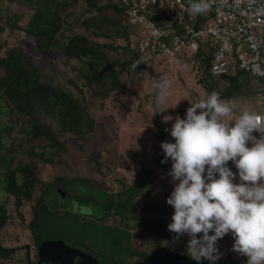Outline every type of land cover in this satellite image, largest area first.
Listing matches in <instances>:
<instances>
[{
  "label": "trees",
  "instance_id": "trees-1",
  "mask_svg": "<svg viewBox=\"0 0 264 264\" xmlns=\"http://www.w3.org/2000/svg\"><path fill=\"white\" fill-rule=\"evenodd\" d=\"M74 4L82 6L80 18L71 12ZM124 10L121 0H0V35L19 33L29 41L34 53L56 56L61 64L74 71V78L78 80L76 84L68 77L62 83V73L50 58L31 57L18 46H8L4 37L0 38V231L8 223L5 202L9 197L19 218L21 204L32 201L33 216L27 228L34 244L39 243L42 233L35 213L37 206L45 203L57 188L75 180L65 179L58 167L66 166L62 157L66 153L62 136L82 138L85 135L84 140H88L95 125L91 112L80 105L78 97L85 101L81 87L89 88V102H85L92 106L93 99L102 101L131 91L125 80L120 79L121 73L136 76L134 81L137 82L140 72L149 69L148 62H163L145 60L136 52L131 38L134 30L124 23ZM116 39H122L123 43L115 42ZM119 52L123 55L119 56ZM212 52L213 48L204 43L195 53L179 58L195 71L196 81L207 94L215 90L220 92L221 99L228 100L246 91L254 104L249 109L264 114V106L258 104L255 97L259 80L238 70L228 75H212L209 71ZM188 107H179L181 118ZM151 120L158 125L155 114ZM156 133L159 149L154 164L165 172L172 161L161 163L164 153L160 144L169 139L160 128ZM88 161L98 164L97 159L90 156ZM41 165L56 169L49 182L39 179ZM98 170L97 166L95 171ZM153 178L151 168L142 164L134 166L130 183L110 192L102 207L124 221V225L132 220L142 231L153 234L154 249H167L166 245L175 236L167 229L173 213L168 224H163L148 220L136 209L142 199L149 197ZM186 248L179 245L171 250L190 257ZM14 250L0 242V258H6ZM152 250L134 254L141 258ZM0 264L4 263L0 261ZM214 264L229 262L218 259Z\"/></svg>",
  "mask_w": 264,
  "mask_h": 264
},
{
  "label": "rangeland",
  "instance_id": "rangeland-1",
  "mask_svg": "<svg viewBox=\"0 0 264 264\" xmlns=\"http://www.w3.org/2000/svg\"><path fill=\"white\" fill-rule=\"evenodd\" d=\"M81 9V5L74 4L71 12L80 18ZM1 37L6 39L8 46H18L31 57L37 56L40 58L47 56L50 58L52 64L58 68L59 73H62V83H64L66 78L70 77L71 80H74L78 84V80L74 78V71L69 66L61 64L58 58L50 53H34L29 41L19 33L13 35L3 33L0 35ZM115 42L123 43V40L116 39ZM118 55L121 56L123 54L120 53ZM44 62L45 66H47V61L44 60L43 64ZM148 66L149 69L140 72L137 82L134 81L136 76L124 73L120 74V79L125 80V84L131 90L130 92L114 94L102 101L93 99L92 106H89L87 103L89 102L87 98L89 96V88L81 87L83 98L87 102L82 101L81 97H78L80 105L85 110L87 109L91 112L95 125L93 131L88 134L90 137L88 140H84L85 135L82 138L62 136L61 139L66 146V153L62 157L64 156L66 166L61 165L58 169L61 170L60 173L65 176V179L80 180V183L85 181L92 187L112 193L117 191L122 184L127 185L130 183L134 166L142 164L144 167L151 168L154 176L151 185L153 187L151 188L149 197L142 199L136 209L148 220L155 223L168 224L170 215L174 209L166 203V198L171 194L175 182L168 175L172 162L165 172H161L155 167L154 156L159 149L156 130L160 128L169 141L174 142V138L170 136L166 129H170L174 118L179 116V107H188L191 104H195L201 99L206 98L208 94L196 81L198 75L195 74V71L189 64L182 62L180 58L171 60L169 63L160 61L148 62ZM240 77H242L241 74ZM164 79L171 80L172 86L167 104L161 106L167 108L155 114L158 126L153 124L151 120L154 111H156L151 86L155 82ZM69 88L71 91H74L72 87ZM247 94L248 92L246 91L238 92L228 99L234 100L237 103V112L254 107L253 102L250 101L251 97L249 98ZM177 101L178 103H176ZM250 110L257 111L255 109ZM165 116H172L173 120L165 121ZM88 156L97 159L98 164L92 161L87 162ZM97 166L99 170L96 172L95 168ZM228 167L236 174L234 182H239L238 170L235 164L229 161ZM54 172H56V169L41 165L38 169L39 179L42 182H49L52 176H54ZM216 176L218 178V174ZM71 197L73 196H67L65 200H62L55 192L48 197L49 200L47 199L46 203L51 209V205L54 202L58 201L61 205H64V203L67 204L69 202ZM88 200L92 201L91 198ZM100 206L102 207L101 204ZM99 208L97 204L96 208H92L91 212L95 215L104 211V209ZM5 209L8 215V223L0 231V242L7 248L14 247L15 250L6 258H0V261L4 264H36V262L34 263L35 244L27 228L28 221L33 216L32 201L23 202L19 207L21 218L13 210L11 197L6 200ZM105 214L107 221H113L115 218L116 221L119 219L110 212H105ZM127 222L128 224H133L132 227L137 230L133 240L135 248L138 246L141 251L154 249V235L142 231L135 221L128 220ZM209 234L212 233L210 232ZM200 235L202 234H197L198 237ZM188 239L189 237L185 234L179 240L170 241L166 247L171 250V248L179 245L187 246ZM160 242L164 244L163 240ZM233 243L234 238L231 233L218 239L217 247L221 255L225 254L224 256L229 264H247V256L237 254L232 248ZM118 257L117 260L122 262L125 256L120 255Z\"/></svg>",
  "mask_w": 264,
  "mask_h": 264
},
{
  "label": "clouds",
  "instance_id": "clouds-1",
  "mask_svg": "<svg viewBox=\"0 0 264 264\" xmlns=\"http://www.w3.org/2000/svg\"><path fill=\"white\" fill-rule=\"evenodd\" d=\"M209 9L207 0H191L193 16ZM253 71L264 75L258 64ZM171 86L169 79L151 86L153 115L167 108L161 106L167 104ZM237 108L234 100L225 101L214 90L191 104L184 118L176 116L166 129L174 142L160 144L161 163L171 159L168 175L175 182L166 198L174 209L167 229L175 233L174 240L187 234V255L197 262L220 259L217 241L231 233L233 250L247 256V264H264V114ZM229 161L238 170L239 182H234Z\"/></svg>",
  "mask_w": 264,
  "mask_h": 264
},
{
  "label": "built area",
  "instance_id": "built-area-1",
  "mask_svg": "<svg viewBox=\"0 0 264 264\" xmlns=\"http://www.w3.org/2000/svg\"><path fill=\"white\" fill-rule=\"evenodd\" d=\"M133 47L145 60H171L213 48L209 71L228 75L242 71L259 80L257 103L264 106V0H207V13L193 16L191 0H121ZM253 135L259 138L258 132ZM248 146H251L249 143Z\"/></svg>",
  "mask_w": 264,
  "mask_h": 264
},
{
  "label": "water",
  "instance_id": "water-1",
  "mask_svg": "<svg viewBox=\"0 0 264 264\" xmlns=\"http://www.w3.org/2000/svg\"><path fill=\"white\" fill-rule=\"evenodd\" d=\"M74 192L79 196H90L94 199L104 202L107 200L108 193L87 186H81L69 182L65 191L57 188L56 193L60 197H64L65 192ZM36 216L40 232L43 234H51L53 232H63L68 237L87 242L94 250H97L108 256H117L125 253L120 250L115 242V238L122 239L128 243L127 230L119 229L116 226H108L99 222H91L89 219L71 212H62L61 214H53L44 202H40ZM74 251V252H73ZM79 257V261L74 264H98L97 261L91 259L90 256L84 255L79 251H75L65 245L62 241L44 240L37 246V263L46 262L48 264H73L72 258ZM85 256V257H84ZM53 259V261H52ZM133 264H210L207 261H195L191 257L176 253L166 248H157L140 261Z\"/></svg>",
  "mask_w": 264,
  "mask_h": 264
},
{
  "label": "flooded vegetation",
  "instance_id": "flooded-vegetation-1",
  "mask_svg": "<svg viewBox=\"0 0 264 264\" xmlns=\"http://www.w3.org/2000/svg\"><path fill=\"white\" fill-rule=\"evenodd\" d=\"M70 182H72L74 184H77V185H81V186H87V187L95 188V187L90 186V184L86 183L85 181L84 182L82 181V183H80V181H78V180H74V181H70ZM68 183L69 182H67V184ZM66 185L63 188H59V189L65 191ZM95 189L102 190L100 188H95ZM104 191H106V190H104ZM106 192L108 193V197H107V200L104 201V202L98 201V200H96V199H94L93 197H90V196L82 197V196H79L78 194H76L74 192H67L66 191L65 194H64L65 195L64 197H60V195L58 193H56L57 196L60 199H62V200H65L67 196H71L72 195L73 197L70 198V200H69V202L67 204L64 203V205H61L58 201H56V202H54L51 205L52 206L51 209L48 206L47 207L49 208V210L53 214H61L62 212L77 213V214L89 219L91 222L92 221L93 222H99V223H102V224H105V225H108V226H116L119 229L127 230L129 232V234H128V243H125L120 238L119 239L115 238L116 244L118 245L120 250L125 251V253L119 254L117 256L105 255V254H103V253H101V252H99L97 250H94L89 243L84 242V241H79V240L72 239V238L68 237L66 234H64L63 232H53V233L48 234V235L42 233V236H41L42 238L40 239L39 243L44 241V240H49V241L59 240V241H62L69 248H71V249H73L75 251H79V252H81L84 255L90 256L91 259L89 257H88V259L91 260L92 262H94L93 260H95V261H97L98 264H133V263H136V262L140 261L145 255L143 257H141V258H138L137 254H134V252H140L141 253V250L139 249L138 246H137V248H135V245L133 243L134 242L133 240H134V238L136 236L137 230H135L132 227V224L130 223V224L124 225L123 224V223H125L124 221H122L120 219H117V221H116L115 217H113V218H115V220L107 221L106 218H105V215H106L105 212H104L105 209H104L103 212H100V214L97 213V214L94 215V213L91 212V210H93L92 208H96L97 204H98V206L101 209H103V207H101L100 204L102 205V203H106L108 201L109 193H110L109 191H106ZM90 198H91L92 201L88 200ZM86 201H90V202H86ZM75 202H77V203L75 204ZM45 204L47 205L46 202H45ZM36 210H37V208H36ZM35 213H36V211H35ZM37 222H38V218H37ZM39 243L35 244L34 263L36 262V264H48V263L43 262V261L40 262V263H37V259H38V257H37V246L39 245ZM148 253H150V252H148ZM120 255H124L125 256L123 258L122 262L117 260L119 258L118 256H120ZM52 261H53V259H52ZM78 261H79V257L74 256L72 258V263L73 264L78 262Z\"/></svg>",
  "mask_w": 264,
  "mask_h": 264
},
{
  "label": "crops",
  "instance_id": "crops-1",
  "mask_svg": "<svg viewBox=\"0 0 264 264\" xmlns=\"http://www.w3.org/2000/svg\"><path fill=\"white\" fill-rule=\"evenodd\" d=\"M226 254H227V253H226ZM224 255H225V254L221 255L222 257H221L220 259H224V258H225ZM224 260H226V258H225Z\"/></svg>",
  "mask_w": 264,
  "mask_h": 264
}]
</instances>
